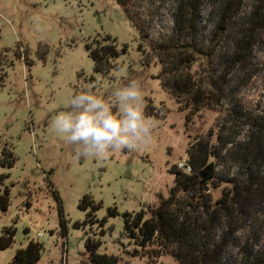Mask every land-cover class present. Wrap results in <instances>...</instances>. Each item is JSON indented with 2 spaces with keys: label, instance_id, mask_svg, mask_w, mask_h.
Returning a JSON list of instances; mask_svg holds the SVG:
<instances>
[{
  "label": "rangeland",
  "instance_id": "obj_1",
  "mask_svg": "<svg viewBox=\"0 0 264 264\" xmlns=\"http://www.w3.org/2000/svg\"><path fill=\"white\" fill-rule=\"evenodd\" d=\"M256 3L244 0L232 31L221 38L213 6L203 2L197 45L208 58L203 63L208 88L215 82L222 94L187 117L196 106L188 102L181 111L184 101L179 104L164 86L152 50V43L173 34L176 0H131L132 9L149 22L145 40L116 0H0V195L7 191L10 200L0 213V238L5 228L14 230L12 245L0 249V264L30 242L43 247L35 264H92L87 236L100 239L97 252L117 258L118 264H176L170 254L133 256L143 249L126 236L123 214L150 216L175 185L170 168L188 163L196 141L208 140L209 162L218 175L200 192L178 193L180 202L197 205L185 206L191 219L207 220L211 204L230 197V180L245 177L232 158L236 143L258 140L250 148H260L256 168L264 172V28L246 61H232L235 37L245 22L241 16ZM107 36L125 52L107 71L96 72L88 46L102 44ZM129 86L139 90L137 101L116 95ZM80 94L103 100L117 118L123 117L124 103L138 106L146 131L122 133L128 145L104 149L70 139L54 122L60 113L82 110L71 104ZM86 195L99 204L98 221H88L90 206L79 207ZM245 197L248 206L227 205L215 213V237L227 238L222 264H245L264 247V203ZM205 201L209 213L199 208ZM114 209L117 213L110 214Z\"/></svg>",
  "mask_w": 264,
  "mask_h": 264
},
{
  "label": "trees",
  "instance_id": "obj_2",
  "mask_svg": "<svg viewBox=\"0 0 264 264\" xmlns=\"http://www.w3.org/2000/svg\"><path fill=\"white\" fill-rule=\"evenodd\" d=\"M125 10L133 26L140 36L145 40L148 38L149 22L145 20L144 14L132 9L131 0H116ZM211 3L215 13V32L219 37L225 36L233 29V23L242 13L244 0H176L174 10V31L167 38L152 43L157 61L161 65L160 76L164 86L175 98L183 102L180 106L184 111L186 105L196 106L186 116L200 111L201 107L212 105L216 102L217 96L222 94V87L212 82L213 89L208 88L205 80L207 68L203 63L208 64L206 53L197 45L199 26V13L203 2ZM257 3L249 7L244 15L245 20L235 37L236 48L233 56V63L239 64L246 61L250 50L257 41L261 30L264 28V0H256ZM102 44L96 47L88 46L90 56L94 63L96 72L107 71L111 65L110 61L118 57L121 51L116 41L107 36ZM197 64L198 69L193 72V66ZM203 67V68H202ZM206 85V87H205ZM185 103V104H184ZM165 111H167L164 108ZM236 114V113H235ZM262 127V124H259ZM258 140L254 136L246 142L236 143L232 158L240 163V169L245 177L238 180H230L234 189L230 197L225 194L215 202L207 220L191 219L186 216L185 206L197 205L192 202H180L178 193L200 192L210 180L217 177L216 164L209 162L211 156L208 140L193 142L188 150V163L192 168L191 173H186L172 166L170 172L174 175L175 185L171 189L167 199L161 198L159 204L151 210V215L146 216L144 211L137 213H124V232L136 246L143 249L138 252L136 249L133 256H145L158 258L163 254H170L176 264H222V255L227 242L226 236L215 237V213L219 208L227 209L234 205L248 206L249 200L245 195L252 197L258 202L264 203V172L256 168L261 158L260 148L254 150L253 146ZM252 144V145H251ZM258 153V154H257ZM256 171V172H255ZM10 204L7 191L0 195V213L5 212ZM91 207L87 215L89 222L98 221L94 211L99 207L94 204L91 196L86 195L80 201L79 207L86 210ZM209 208L210 204L199 208ZM184 208V209H183ZM208 208L206 212H208ZM116 209L110 214H116ZM209 213V212H208ZM80 226V223L76 224ZM14 230L5 228L0 238V249H6L13 243ZM101 240L87 236L85 248L89 253L92 264H118L117 258L97 252ZM152 246H157L154 248ZM147 247H151L147 249ZM43 247L40 243L30 242L27 247L18 249L10 262L7 264H35L41 256ZM139 253V254H138ZM245 264H264V247L261 251L251 254L245 258Z\"/></svg>",
  "mask_w": 264,
  "mask_h": 264
},
{
  "label": "clouds",
  "instance_id": "obj_3",
  "mask_svg": "<svg viewBox=\"0 0 264 264\" xmlns=\"http://www.w3.org/2000/svg\"><path fill=\"white\" fill-rule=\"evenodd\" d=\"M121 101H137L140 92L135 86H129L116 93ZM71 104L82 110L76 113H60L55 118V127L70 134L72 140L91 143L98 149L108 144L128 145L129 137L122 133L146 131L143 116L138 106L124 103L123 117L117 118L110 112L103 100L91 94H80L73 98Z\"/></svg>",
  "mask_w": 264,
  "mask_h": 264
},
{
  "label": "built area",
  "instance_id": "obj_4",
  "mask_svg": "<svg viewBox=\"0 0 264 264\" xmlns=\"http://www.w3.org/2000/svg\"><path fill=\"white\" fill-rule=\"evenodd\" d=\"M176 168L179 169V170H182V171H184L186 173H191V171H192L191 166L188 163H185V162L177 164ZM38 235L41 236V234H38Z\"/></svg>",
  "mask_w": 264,
  "mask_h": 264
}]
</instances>
